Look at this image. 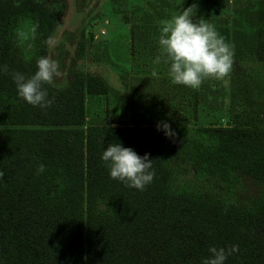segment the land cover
I'll use <instances>...</instances> for the list:
<instances>
[{
    "label": "trees",
    "instance_id": "1",
    "mask_svg": "<svg viewBox=\"0 0 264 264\" xmlns=\"http://www.w3.org/2000/svg\"><path fill=\"white\" fill-rule=\"evenodd\" d=\"M194 1L131 6L132 75L168 74L162 22ZM200 1L193 19L204 4V19L234 45L228 91L240 110L226 126H170L167 137L157 125L86 124V96L110 88L76 70L63 88L43 85L47 109L21 100L11 73H35L58 18L42 0H0V264H202L210 247L232 245L225 264H264V74L244 65L264 66V0L251 26L229 17V0L219 16L213 0ZM110 143L149 154L155 175L143 191L110 178L101 159Z\"/></svg>",
    "mask_w": 264,
    "mask_h": 264
},
{
    "label": "rangeland",
    "instance_id": "2",
    "mask_svg": "<svg viewBox=\"0 0 264 264\" xmlns=\"http://www.w3.org/2000/svg\"><path fill=\"white\" fill-rule=\"evenodd\" d=\"M42 1L58 18L52 37L55 44L49 46L47 57L59 62L61 75L51 85L63 88L70 72L76 70L99 76L110 88L105 96H86V124L108 121L127 125L168 123L171 127L188 129L226 126L232 110H240L236 103H231L229 75L223 80L207 79L198 89H192L172 83L168 74L153 76L151 71L140 76L131 74V6L142 0ZM182 1L166 0V4ZM197 1L191 5H197ZM225 1L213 0L217 16L223 13L219 4ZM229 1V17L235 12L241 22L251 26L260 0ZM197 12L199 18H204L205 5L200 4ZM217 29L221 33L222 29ZM244 65L250 71L264 74V66L255 61ZM200 89L208 97L198 95ZM215 90L216 93H211Z\"/></svg>",
    "mask_w": 264,
    "mask_h": 264
},
{
    "label": "clouds",
    "instance_id": "3",
    "mask_svg": "<svg viewBox=\"0 0 264 264\" xmlns=\"http://www.w3.org/2000/svg\"><path fill=\"white\" fill-rule=\"evenodd\" d=\"M196 5L184 8L171 19L163 21L158 38L161 56L169 64L168 76L172 83L198 89L207 79L223 80L231 72L234 64V45L226 42L215 26L204 18L193 19ZM36 28L31 29V37H35ZM18 37L26 40L29 33L18 30ZM45 43L49 46L55 40L49 37ZM7 72V65L3 66ZM18 97L24 102L47 109L54 103L48 98L47 89L43 85H51L56 77L61 75L59 62L50 57H40L36 60V71L30 77L20 72L11 73ZM157 73L154 71L153 76ZM165 136L172 137L175 133L168 123L157 125ZM101 159L109 169L110 178L118 180L129 188L143 191L154 178L152 161L149 154L139 156L132 148L123 147L120 143H110L103 152ZM45 166H38V173ZM4 177L0 171V180ZM238 246L225 248L215 246L209 248V257L202 264H225L228 256L237 252Z\"/></svg>",
    "mask_w": 264,
    "mask_h": 264
},
{
    "label": "crops",
    "instance_id": "4",
    "mask_svg": "<svg viewBox=\"0 0 264 264\" xmlns=\"http://www.w3.org/2000/svg\"><path fill=\"white\" fill-rule=\"evenodd\" d=\"M143 1H145V0H143ZM136 3H137V1H136V2H134L133 4H136ZM133 4H132V5H133ZM132 9H133V8H132Z\"/></svg>",
    "mask_w": 264,
    "mask_h": 264
}]
</instances>
